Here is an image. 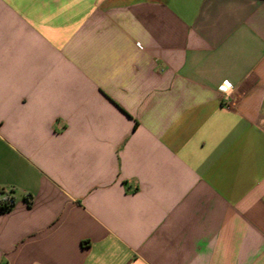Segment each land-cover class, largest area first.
<instances>
[{"label": "crops", "instance_id": "crops-1", "mask_svg": "<svg viewBox=\"0 0 264 264\" xmlns=\"http://www.w3.org/2000/svg\"><path fill=\"white\" fill-rule=\"evenodd\" d=\"M4 200L0 264H264V0H0Z\"/></svg>", "mask_w": 264, "mask_h": 264}, {"label": "trees", "instance_id": "trees-1", "mask_svg": "<svg viewBox=\"0 0 264 264\" xmlns=\"http://www.w3.org/2000/svg\"><path fill=\"white\" fill-rule=\"evenodd\" d=\"M13 207V201L9 200V201H1L0 202V215L9 212Z\"/></svg>", "mask_w": 264, "mask_h": 264}, {"label": "built area", "instance_id": "built-area-1", "mask_svg": "<svg viewBox=\"0 0 264 264\" xmlns=\"http://www.w3.org/2000/svg\"><path fill=\"white\" fill-rule=\"evenodd\" d=\"M219 92L225 97V99H227L230 95L231 92V86L228 83L222 84L219 88H218ZM9 201V200H6Z\"/></svg>", "mask_w": 264, "mask_h": 264}]
</instances>
